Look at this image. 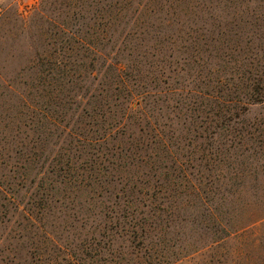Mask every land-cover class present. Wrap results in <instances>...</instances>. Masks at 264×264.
I'll return each mask as SVG.
<instances>
[{
	"label": "rangeland",
	"instance_id": "obj_1",
	"mask_svg": "<svg viewBox=\"0 0 264 264\" xmlns=\"http://www.w3.org/2000/svg\"><path fill=\"white\" fill-rule=\"evenodd\" d=\"M197 1L142 0L116 21L110 0H0V264H264V100L247 99L264 76L227 91L264 66V22L219 51L234 63L206 44L199 67L173 26ZM116 62L140 105L85 107L68 137L77 87L114 81Z\"/></svg>",
	"mask_w": 264,
	"mask_h": 264
},
{
	"label": "trees",
	"instance_id": "obj_2",
	"mask_svg": "<svg viewBox=\"0 0 264 264\" xmlns=\"http://www.w3.org/2000/svg\"><path fill=\"white\" fill-rule=\"evenodd\" d=\"M124 1L126 2V5H122L120 2ZM134 1L136 0H110L109 4V11H110V17L111 19L115 18L116 21L120 20L123 21L125 18H132L138 14L135 21H138L140 16L142 17L144 7L145 5L141 4L142 0H137V6L131 11V8L134 4ZM161 3H169L171 7L172 2L179 1V0H159ZM196 1L197 0H192ZM253 0H201L203 5H193L191 9V14L194 15L195 19H192L187 24H180L178 22H174L173 26L176 25V27H181V31L184 32L186 37L188 39H183V45L184 48H187L191 54V58H193V62H195L199 67L200 62H203V58L201 53H204V47L207 44L209 47H211V50H214L216 52V55L213 56L215 59H219L222 61H231L235 62V59H225L219 54V51H223L225 48L231 51L237 50V47H239L240 37L242 34V29L244 27L248 26H256V21H263L264 17H261L259 15L264 14V0H257L259 11H256V9L251 8L250 5ZM256 2V1H255ZM263 3V4H262ZM141 7V8H139ZM131 11V12H130ZM130 12V14H129ZM259 12V13H258ZM176 10L172 11V16H175ZM259 14V15H256ZM166 22V21H165ZM169 25L172 23L171 19H168L167 22ZM264 27V25H263ZM177 41V38H176ZM247 43V42H246ZM188 45L185 47V45ZM233 46V47H230ZM236 45V46H235ZM208 48H205L207 51ZM210 50V52H211ZM209 52V56H212ZM231 56V55H229ZM250 60L249 65H253L252 60L256 59V57H246V60ZM259 60H257L256 63H258ZM162 63V62H160ZM169 63V62H167ZM112 66L115 69L116 78L114 81L105 82V75L101 72V78L100 77H94L93 81H91V88H86L85 91L82 94V87H77V90L75 91V100H76V109L74 110V114L77 120H75L74 123V130L72 132L68 133V137L73 135L74 132L80 133V127L81 125H87V123H83V110L85 107H90L93 112H95V107L99 108L98 112H95L93 115H90V117L94 118L97 115H100L103 120H105L108 116L109 118L113 119L116 117V109H111L112 101H113V107L120 108L125 112L128 111H134L136 110V107H138L140 104L137 99L140 100V95L138 92L137 87L135 88L134 85L127 84V79L123 78V71L124 67L122 64L116 62L112 64ZM255 73L251 70H248L249 74H251L250 78H235L231 80V86H228L227 83V91L236 93L240 89H249L251 87L259 85L263 81L264 76V66H262L260 69L255 68ZM97 72L100 73V70ZM147 77V76H145ZM222 81V80H221ZM219 81V82H221ZM227 82V81H226ZM223 83V82H222ZM144 88V86H142ZM178 89V88H176ZM90 90V92H89ZM80 91V92H79ZM124 93L127 97L125 103L124 102H116L117 97ZM197 93L202 94L200 90H197ZM146 95H151V92L146 91ZM196 94V95H199ZM204 94V93H203ZM203 97V95H200ZM143 96H141L142 98ZM238 95L235 96L232 100H229L230 102H236ZM110 99V102H108ZM249 101H256V100H264V94L259 93L257 96L254 97V94L250 95V98H247ZM167 99H164L163 102H166ZM82 103H84L82 106ZM127 103V105H125ZM154 103H157V100H154ZM104 109L106 112L104 113ZM113 114V115H112ZM74 118V117H71ZM79 120V121H78ZM89 125V124H88ZM91 125V124H90ZM93 126H98V124L95 122L93 123ZM103 129V128H102ZM100 129L97 127L95 130V133L97 134ZM95 134V135H96ZM110 134V133H109ZM80 137V136H79ZM86 138H84L85 141ZM106 140V136L99 138L98 140ZM79 142V140H75L74 138L71 140V144L76 146V143ZM75 143V144H74ZM42 148V147H40ZM71 152H66L63 154V157H67V160L70 158ZM76 162H72L69 165L75 169ZM43 169V168H42ZM47 172V173H46ZM46 173L48 176L47 179H49L50 173H53V171L45 170L43 172ZM43 182V181H41ZM0 191L2 193H5L6 195L9 194V191H6L4 188H2L0 184ZM226 199V198H225ZM224 199V201H225ZM20 206V203H19ZM260 204L256 203L255 207L260 208ZM254 207V210H255ZM235 213L241 216V218H248L250 215H252V207L249 203H243L242 207H236L234 208ZM253 210V211H254ZM261 220V219H260ZM258 221H251L250 224H248L245 228H243L242 232L247 231V227L254 226L256 227V224Z\"/></svg>",
	"mask_w": 264,
	"mask_h": 264
}]
</instances>
